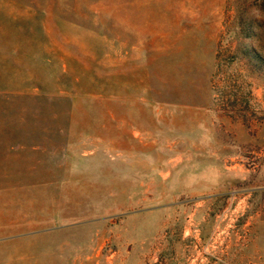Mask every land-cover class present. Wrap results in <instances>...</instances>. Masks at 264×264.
I'll use <instances>...</instances> for the list:
<instances>
[{
    "label": "rangeland",
    "instance_id": "374dc122",
    "mask_svg": "<svg viewBox=\"0 0 264 264\" xmlns=\"http://www.w3.org/2000/svg\"><path fill=\"white\" fill-rule=\"evenodd\" d=\"M252 1L0 0V264H264Z\"/></svg>",
    "mask_w": 264,
    "mask_h": 264
},
{
    "label": "trees",
    "instance_id": "16d2710c",
    "mask_svg": "<svg viewBox=\"0 0 264 264\" xmlns=\"http://www.w3.org/2000/svg\"><path fill=\"white\" fill-rule=\"evenodd\" d=\"M251 6L256 8V10L264 15V0H254L252 1ZM241 17V19L243 20V22H241V25H243V34L245 35V37L249 39H258L260 37V32L258 30L262 29V27L264 29V20H257L253 18L250 13L245 15L243 14V16ZM247 48L250 49V47L248 46ZM254 56L259 63H262L261 57L258 56V54L254 52Z\"/></svg>",
    "mask_w": 264,
    "mask_h": 264
},
{
    "label": "crops",
    "instance_id": "0c3cea01",
    "mask_svg": "<svg viewBox=\"0 0 264 264\" xmlns=\"http://www.w3.org/2000/svg\"><path fill=\"white\" fill-rule=\"evenodd\" d=\"M52 129H53V131H56V132H64V131H66V128H62V127H55V128H52ZM59 150H62L64 152H67V151L69 152L72 149H71V146H63V147L59 148ZM118 160L116 161V160L113 159V161H115V162H112L111 165L112 166H117L119 164ZM118 175H119V173H118ZM28 229H30V228H28ZM32 230H34V229H32ZM35 230H38V229L35 228ZM27 235L28 234H23L22 237H24V236L27 237ZM5 237H7V236H5Z\"/></svg>",
    "mask_w": 264,
    "mask_h": 264
}]
</instances>
